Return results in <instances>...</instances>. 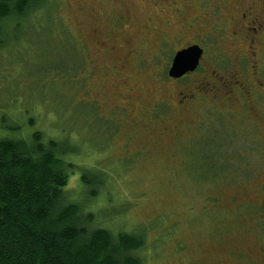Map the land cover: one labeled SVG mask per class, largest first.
I'll use <instances>...</instances> for the list:
<instances>
[{
    "label": "rangeland",
    "instance_id": "obj_1",
    "mask_svg": "<svg viewBox=\"0 0 264 264\" xmlns=\"http://www.w3.org/2000/svg\"><path fill=\"white\" fill-rule=\"evenodd\" d=\"M249 7L264 22V0H39L0 20V139L66 149L65 198L141 236L140 264H264V32L249 55L232 18ZM192 43L200 65L169 80ZM77 56L89 84L60 72Z\"/></svg>",
    "mask_w": 264,
    "mask_h": 264
},
{
    "label": "trees",
    "instance_id": "obj_2",
    "mask_svg": "<svg viewBox=\"0 0 264 264\" xmlns=\"http://www.w3.org/2000/svg\"><path fill=\"white\" fill-rule=\"evenodd\" d=\"M37 5L39 0H0V20L22 18ZM76 61L60 72L77 75L84 63ZM65 150L54 140L43 143L37 132L29 142L0 139V264H140L135 253L144 244L141 236L90 227L92 214L65 198ZM80 180L91 194L101 183L87 172Z\"/></svg>",
    "mask_w": 264,
    "mask_h": 264
},
{
    "label": "flooded vegetation",
    "instance_id": "obj_3",
    "mask_svg": "<svg viewBox=\"0 0 264 264\" xmlns=\"http://www.w3.org/2000/svg\"><path fill=\"white\" fill-rule=\"evenodd\" d=\"M113 15L114 16L111 19H113L115 21V23H119L121 21V18H119L118 15H116V13H113ZM232 18H233V20L238 19L239 21H242V22L246 23V24H244L242 26L240 31L237 32V34L241 38H244V37L248 38V41H249V55L253 54V52L255 53V51L253 50L254 49L253 45L256 42L257 38L260 37L263 34V32H264V22H260L255 15H252V10H251L250 7L247 8V9H244L239 14L238 13L235 14V16H233ZM247 24H249V25H247ZM233 34H236V33L234 32ZM78 45L80 46V42L78 43ZM192 45H198L201 48V50H202V55H201V58L199 59V63H198V66H199L200 63H201V60L203 58V54L205 52L204 46H202V44H200V43H192L190 45H187L185 47L180 48L179 50L187 48V47L192 46ZM179 50H176L175 52H177ZM162 51H163V49H162ZM173 56H172V58H173ZM172 58H171V61H172ZM171 61L169 63L165 64V65H168L167 72H168V69L170 67ZM84 63L86 65L84 64L83 71H85L86 78L88 79L87 83L89 84L90 81L94 77V72H93V70L91 68V65H90L91 61H88V64H87V59L86 60L84 59ZM141 64L139 63V65H141ZM189 74H191V72L186 73L185 75H183L180 78H171V77H169L167 75V78L169 80H171V81H180V80L186 78ZM230 82H231V84H233V87L232 88L228 87V92L232 91V89H233V91L234 90H239V88L246 89V87H244L243 84H241L240 81L236 80L234 77L232 78V80ZM88 91H89V88L84 90L85 94L88 95ZM248 94H249V92L243 93L242 95H248ZM87 95L85 96L86 98H87ZM179 103H183V102L180 101ZM138 122H139V119H138ZM142 125L144 126V124H142Z\"/></svg>",
    "mask_w": 264,
    "mask_h": 264
},
{
    "label": "water",
    "instance_id": "obj_4",
    "mask_svg": "<svg viewBox=\"0 0 264 264\" xmlns=\"http://www.w3.org/2000/svg\"><path fill=\"white\" fill-rule=\"evenodd\" d=\"M201 55L202 50L198 45H192L175 52L167 75L171 78H180L186 73L194 71Z\"/></svg>",
    "mask_w": 264,
    "mask_h": 264
}]
</instances>
